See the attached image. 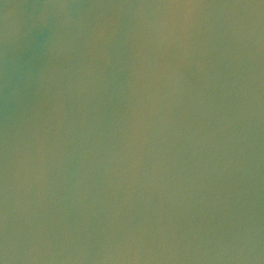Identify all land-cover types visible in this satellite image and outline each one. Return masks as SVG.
I'll return each mask as SVG.
<instances>
[{"label": "water", "instance_id": "95a60500", "mask_svg": "<svg viewBox=\"0 0 264 264\" xmlns=\"http://www.w3.org/2000/svg\"><path fill=\"white\" fill-rule=\"evenodd\" d=\"M0 264H264V0H0Z\"/></svg>", "mask_w": 264, "mask_h": 264}]
</instances>
